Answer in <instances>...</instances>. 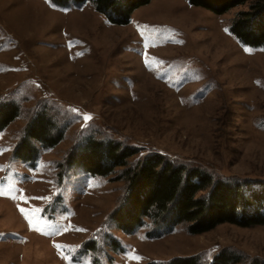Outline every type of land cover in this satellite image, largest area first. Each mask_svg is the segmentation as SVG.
<instances>
[{"label": "rangeland", "instance_id": "rangeland-1", "mask_svg": "<svg viewBox=\"0 0 264 264\" xmlns=\"http://www.w3.org/2000/svg\"><path fill=\"white\" fill-rule=\"evenodd\" d=\"M251 1L216 15L151 0L114 25L89 2L0 0V103L19 111L0 131V264H208L223 250L264 263V225L201 235L179 225L148 238L146 222L124 234L109 220L125 192L119 170L104 178L66 166L93 138L137 149L129 167L160 154L264 189V50L229 30ZM37 112L62 140L33 143L36 158L23 162L13 150Z\"/></svg>", "mask_w": 264, "mask_h": 264}, {"label": "trees", "instance_id": "trees-1", "mask_svg": "<svg viewBox=\"0 0 264 264\" xmlns=\"http://www.w3.org/2000/svg\"><path fill=\"white\" fill-rule=\"evenodd\" d=\"M56 6L82 5L89 2L94 11L108 23L127 24L130 15L151 0H49ZM216 15L249 0H186ZM230 33L242 45L264 50V0H252L246 11L238 13L230 25ZM19 115L13 103H0V131ZM62 140L46 114L35 113L26 125L13 156L23 162L36 158L33 143L53 148ZM138 150L117 142H101L88 138L73 148L67 159L68 168H77L91 176L108 178L119 170L117 180L125 185L121 203L109 220L116 229L131 234L147 222L148 238L168 234L184 225L190 235H201L222 224L242 228L264 225V189L260 183L227 180L211 176L197 167L174 164L160 154L142 157L133 167L128 160ZM240 256L222 251L208 264H242ZM166 264H199L197 257L173 258ZM252 264H261L254 261ZM264 264V263H263Z\"/></svg>", "mask_w": 264, "mask_h": 264}, {"label": "snow or ice", "instance_id": "snow-or-ice-1", "mask_svg": "<svg viewBox=\"0 0 264 264\" xmlns=\"http://www.w3.org/2000/svg\"><path fill=\"white\" fill-rule=\"evenodd\" d=\"M85 119H88V117H85Z\"/></svg>", "mask_w": 264, "mask_h": 264}, {"label": "bare ground", "instance_id": "bare-ground-1", "mask_svg": "<svg viewBox=\"0 0 264 264\" xmlns=\"http://www.w3.org/2000/svg\"><path fill=\"white\" fill-rule=\"evenodd\" d=\"M28 77V76H27ZM39 88V87H38ZM42 90H43V88H42Z\"/></svg>", "mask_w": 264, "mask_h": 264}]
</instances>
